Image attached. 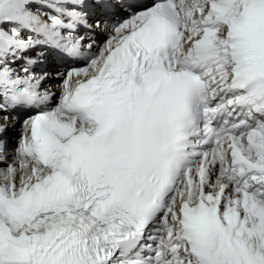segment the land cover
<instances>
[{
    "label": "snow or ice",
    "instance_id": "snow-or-ice-1",
    "mask_svg": "<svg viewBox=\"0 0 264 264\" xmlns=\"http://www.w3.org/2000/svg\"><path fill=\"white\" fill-rule=\"evenodd\" d=\"M0 121V264H264V0H0Z\"/></svg>",
    "mask_w": 264,
    "mask_h": 264
},
{
    "label": "bare ground",
    "instance_id": "bare-ground-1",
    "mask_svg": "<svg viewBox=\"0 0 264 264\" xmlns=\"http://www.w3.org/2000/svg\"><path fill=\"white\" fill-rule=\"evenodd\" d=\"M50 63H51V62H49L48 64H50ZM47 66H48V65H47ZM57 69H58V68H57ZM49 80H51V79H49ZM52 80H53V82H51V84H52V85H55V80H56V79H53V78H52ZM11 124H12V128L14 129V128L16 127L15 125H16L17 123L13 124L12 121H11V119H9V127L11 126ZM9 127H8V128H9Z\"/></svg>",
    "mask_w": 264,
    "mask_h": 264
},
{
    "label": "rangeland",
    "instance_id": "rangeland-1",
    "mask_svg": "<svg viewBox=\"0 0 264 264\" xmlns=\"http://www.w3.org/2000/svg\"><path fill=\"white\" fill-rule=\"evenodd\" d=\"M18 124V123H17ZM17 124H16V126H17ZM19 125V124H18ZM11 126H12V124H11Z\"/></svg>",
    "mask_w": 264,
    "mask_h": 264
}]
</instances>
